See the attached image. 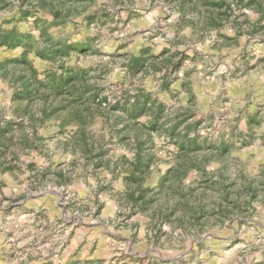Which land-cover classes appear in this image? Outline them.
Masks as SVG:
<instances>
[{"label":"rangeland","instance_id":"obj_1","mask_svg":"<svg viewBox=\"0 0 264 264\" xmlns=\"http://www.w3.org/2000/svg\"><path fill=\"white\" fill-rule=\"evenodd\" d=\"M0 264H264V0H0Z\"/></svg>","mask_w":264,"mask_h":264},{"label":"trees","instance_id":"obj_2","mask_svg":"<svg viewBox=\"0 0 264 264\" xmlns=\"http://www.w3.org/2000/svg\"><path fill=\"white\" fill-rule=\"evenodd\" d=\"M6 43H8L7 41H5V42H1V44H0V46L2 45H7Z\"/></svg>","mask_w":264,"mask_h":264}]
</instances>
